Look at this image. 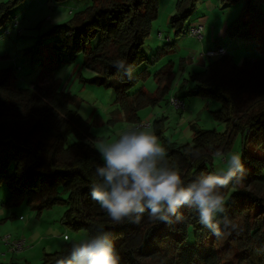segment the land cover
<instances>
[{
	"label": "trees",
	"instance_id": "trees-1",
	"mask_svg": "<svg viewBox=\"0 0 264 264\" xmlns=\"http://www.w3.org/2000/svg\"><path fill=\"white\" fill-rule=\"evenodd\" d=\"M24 1H0V36L16 27L18 8ZM199 1L177 0L169 21L175 39L167 35L162 44H149L147 51L146 40L159 14V0H91L84 10L41 34L24 54L32 63L44 66L46 73L84 54L83 67L95 75L82 80L112 89L117 110L128 122L137 124L141 122L140 109L157 106L163 100L170 105L173 95L168 97L169 82L174 74L170 63L154 73L155 91L132 89L151 76L150 65L176 49L179 37L188 35L192 25L189 19ZM221 1L231 6L240 0ZM262 4L264 0H244L242 12L226 30L232 40L242 38L253 43L258 56H246L241 66L228 52L212 58L202 70L190 73L186 93L179 95L183 100L187 95L216 100L218 108L213 115L226 123L225 130L192 124L193 142L179 144L163 133L165 115L151 121L167 149V159L184 173L186 182L213 171L212 152L220 149L227 153L235 139L241 138L244 176L240 183L223 190L226 214L235 227L225 230L221 238L199 222L198 212L187 207L180 209L185 218L182 223L153 220L147 211L139 224L111 221L90 194L91 184L99 182L95 169L103 165V160L91 122L71 107L77 96L66 89L45 88L38 83L14 86L12 68L0 69V186L8 189L7 204L27 201L39 212L56 204L66 205L62 223L85 231L87 236L95 235L97 226H103L113 237L121 264H264ZM215 45L216 41L210 49L226 48ZM48 47L50 59L46 64L43 53ZM117 60L131 64L134 70L142 67V71L129 80L114 66ZM196 149L201 151L199 157L193 155ZM63 193H67L66 198ZM71 243L62 251L45 254L41 264H56L70 250ZM0 264L19 263L13 259Z\"/></svg>",
	"mask_w": 264,
	"mask_h": 264
},
{
	"label": "rangeland",
	"instance_id": "rangeland-1",
	"mask_svg": "<svg viewBox=\"0 0 264 264\" xmlns=\"http://www.w3.org/2000/svg\"><path fill=\"white\" fill-rule=\"evenodd\" d=\"M176 1L159 0V14L153 21L151 33L146 40V51L149 44H156L158 41L162 44L167 35L175 39L169 21L170 16L176 11ZM90 3L91 0H63L60 2L55 0H25L18 8L17 26L10 27L9 33L0 36V69L12 68L14 86L31 87L34 83H38L45 88L66 89L76 95V101L71 104V107L77 109L84 118L91 122L92 131L99 137L96 141V147L99 148L103 142L117 139L125 127L132 125L124 118H116L118 110L113 90L95 86L82 80V77L91 78L95 75L93 71L83 67L84 54L79 55L75 62L62 65L47 73L43 71L44 66L41 67L32 63L30 58L24 54V50L34 45L41 34L54 25L66 22L73 14L84 10ZM243 8L244 0H240L231 6H225L221 0H200L197 3V10L189 19V23L204 25L202 39L190 34L179 37L176 50L150 65L151 76L140 80L132 92L144 86L145 90L155 91L157 82L154 79V73L163 64L174 60L176 62V76L169 82V93L174 94L176 91L179 94H183V92L185 94L184 83L177 86L178 82L182 81L183 74H185V78L189 79L190 73L200 71L205 67L201 63V55L211 46H214L217 36H220L222 43L227 45L226 51L239 66L243 64L246 56H258L255 45L247 46L242 38L232 40L226 33L230 22L242 12ZM262 8L264 9V4H262ZM231 12L233 14L230 16ZM39 24L40 27H38ZM206 27H209L212 32L215 27L217 34L211 33L210 36H207ZM20 30L21 34H19ZM159 32L163 33V40L160 39ZM48 55L49 47L45 48L43 53V60L46 64L50 59V55ZM141 71L142 67H137L134 74L137 75ZM184 100L186 107L182 110L167 104L163 100L157 106H147L140 109L139 115L145 119L148 114L155 116L157 112H161L156 115V118L165 114L167 118L163 133L167 138L179 144L193 142L192 124L203 129L225 130L226 123L216 120L213 115V111L218 108L216 100L188 95ZM231 148L229 152L241 153L240 137L235 139ZM213 164L215 169L220 166V162L215 159ZM7 191L5 185L0 186V263H9L14 258L19 264H41L45 254L62 251L68 247L69 243L87 236L85 231L70 229L62 223L61 216L67 208L66 205L56 204L51 208L43 209L41 212L27 201L11 206L7 204ZM63 197L66 198L67 193H63ZM6 235H11L14 238L25 237L28 247L14 252L13 255L8 245L3 241V237ZM51 238L54 239L50 240ZM44 246L46 250L43 249ZM32 249L34 251L33 259H31L32 253L30 252ZM27 258L30 260L25 261Z\"/></svg>",
	"mask_w": 264,
	"mask_h": 264
},
{
	"label": "clouds",
	"instance_id": "clouds-1",
	"mask_svg": "<svg viewBox=\"0 0 264 264\" xmlns=\"http://www.w3.org/2000/svg\"><path fill=\"white\" fill-rule=\"evenodd\" d=\"M114 66L134 79L131 64L117 60ZM98 151L103 165L95 169L99 182L91 184L90 194L114 223L139 224L146 211L153 220L182 223L185 218L180 209L187 207L198 212L199 222L217 238L235 227L226 214L223 190L244 176L240 152L215 150L212 157L220 166L186 182L184 173L170 164L166 147L148 123L129 126L117 139L103 142ZM193 155L199 157L201 151L196 149ZM56 264H121V257L111 233L97 226L95 235L74 240Z\"/></svg>",
	"mask_w": 264,
	"mask_h": 264
},
{
	"label": "built area",
	"instance_id": "built-area-1",
	"mask_svg": "<svg viewBox=\"0 0 264 264\" xmlns=\"http://www.w3.org/2000/svg\"><path fill=\"white\" fill-rule=\"evenodd\" d=\"M17 24H18V21L15 23V26H17ZM204 28L205 27L203 24H192L189 28L188 34L196 38L202 39ZM9 30L10 29H7L5 32L9 33ZM159 37L160 39L164 38V35L162 32H159ZM226 52H227L226 48L219 47L216 49L207 50L206 52L202 53V57L206 58V60L209 61L212 58L225 54ZM169 103L171 106H174L177 109H184L186 107L185 100H183L178 95L171 96ZM142 123H148L151 125L150 120H147L146 122H140L137 124H142ZM3 241L5 242L6 245H8L9 250L11 252H17V251H20L28 247L27 240L25 238H14L11 235H6L3 237Z\"/></svg>",
	"mask_w": 264,
	"mask_h": 264
},
{
	"label": "crops",
	"instance_id": "crops-1",
	"mask_svg": "<svg viewBox=\"0 0 264 264\" xmlns=\"http://www.w3.org/2000/svg\"><path fill=\"white\" fill-rule=\"evenodd\" d=\"M233 13L231 12L230 13V16L232 15ZM192 24H194V23H192ZM205 31L207 32V36H210V34L212 33V34H217L216 33V31H215V27L213 28V32L211 31V29L209 28V27H206V29H205ZM170 36V35H169ZM222 39H221V37L220 36H217V39H216V45L217 46H225V47H227V45L226 44H224V43H222V41H221ZM235 40V39H234ZM236 40H239V39H236ZM243 41H245L246 43H247V46H252L253 45V43H251V42H249V41H246V40H244L243 39ZM161 44V42H159L158 41V43H156V44H151V46L152 47H156V46H158V45H160ZM215 45V46H216ZM211 47H214V46H211ZM176 50V49H175ZM230 55V54H229ZM202 56V55H201ZM180 60H182V59H180ZM207 60H206V58H203L202 57V64L205 66L206 65V63H208V61L206 62ZM170 63V64H169ZM169 63H165V64H163L162 65V67L164 66V65H167V64H169V65H171L172 66V68H173V77H172V79L171 80H173L174 78H175V76H176V72H175V70H176V62L174 61V60H170V62ZM185 74H183V76H182V81H179L178 82V84H177V86H180V84L181 83H184L183 85L185 86V88H187V86H189V84L190 83H187V78H185V76H184ZM144 88H145V86H144ZM170 95H180L179 93H177L176 91L174 92V94H169V96L168 97H170ZM168 100V99H167ZM166 103L168 104V101H166ZM169 106V105H168ZM161 112H157L156 114H155V116H154V114H148L147 116H146V118L145 119H142L141 118V122H146L147 120H150L151 121V119L152 118H156V115H159ZM117 119H125V117H124V114L123 113H121V112H119L118 111V113H117ZM165 115V114H164ZM141 117V116H140ZM158 117V116H157ZM126 120V119H125ZM153 121V120H152ZM132 125H135L136 123H131ZM131 126V125H130ZM128 128V127H127ZM124 129H126V127L124 128ZM32 234V233H31ZM32 236V235H31ZM25 238V237H24ZM27 239H29V237L27 236ZM54 238H51L50 240H53ZM43 249L44 250H46L45 249V246L43 247ZM11 252V251H10ZM32 254H31V256H32V258L31 259H33L34 257V251H33V249L30 251ZM12 254L14 255L15 253L14 252H12ZM14 258H12V260H13ZM30 260V258H27V259H25V261H29Z\"/></svg>",
	"mask_w": 264,
	"mask_h": 264
}]
</instances>
